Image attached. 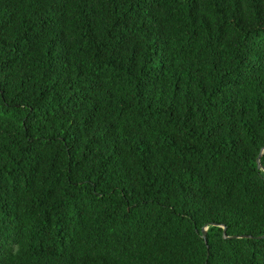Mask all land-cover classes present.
<instances>
[{
	"label": "trees",
	"instance_id": "trees-1",
	"mask_svg": "<svg viewBox=\"0 0 264 264\" xmlns=\"http://www.w3.org/2000/svg\"><path fill=\"white\" fill-rule=\"evenodd\" d=\"M262 148L264 0H0V264H264Z\"/></svg>",
	"mask_w": 264,
	"mask_h": 264
},
{
	"label": "water",
	"instance_id": "water-1",
	"mask_svg": "<svg viewBox=\"0 0 264 264\" xmlns=\"http://www.w3.org/2000/svg\"><path fill=\"white\" fill-rule=\"evenodd\" d=\"M263 150H264V148H262L261 150H260V152H259V154H258V156H257V158H256V164H257V166L259 167L260 166V161H259V158H260V155H261V153L263 152ZM206 227H204L203 228V230H202V237L205 239V237H206ZM222 236L223 237H227L226 235H225V228L223 227V231H222ZM264 235H262V236H259V237H263Z\"/></svg>",
	"mask_w": 264,
	"mask_h": 264
}]
</instances>
